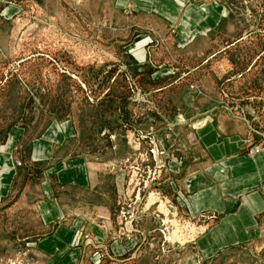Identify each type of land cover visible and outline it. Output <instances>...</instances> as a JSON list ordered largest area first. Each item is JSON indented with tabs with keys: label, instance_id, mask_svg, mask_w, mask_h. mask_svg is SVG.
Masks as SVG:
<instances>
[{
	"label": "rangeland",
	"instance_id": "rangeland-1",
	"mask_svg": "<svg viewBox=\"0 0 264 264\" xmlns=\"http://www.w3.org/2000/svg\"><path fill=\"white\" fill-rule=\"evenodd\" d=\"M205 2L225 6L222 23L208 22V30L182 39L177 24L135 13L131 5L120 8L118 0H0V145L11 129H24L18 145L27 153L23 144L77 110L94 114L95 128L115 130L113 138L95 136L101 155L114 159L111 170L123 179L110 234H125L140 205L132 229L138 232L140 221L153 224L151 245L132 253L143 264H264V216L262 232L251 242L205 253L200 241L219 215L190 219L169 195L182 166L199 152L195 129L209 120L230 130L244 127L247 154L264 153V0L193 4ZM141 48L145 64L130 54ZM152 70L159 72V85ZM111 141L118 145L114 150ZM28 175L20 172L22 180ZM31 193L38 195L37 184ZM24 204L0 206V264H34L19 254L42 226ZM91 259L89 264H111L98 248Z\"/></svg>",
	"mask_w": 264,
	"mask_h": 264
},
{
	"label": "crops",
	"instance_id": "crops-1",
	"mask_svg": "<svg viewBox=\"0 0 264 264\" xmlns=\"http://www.w3.org/2000/svg\"><path fill=\"white\" fill-rule=\"evenodd\" d=\"M193 2L196 0H118L117 6L131 5L135 13L153 15L168 26L177 24L179 36L181 28L182 39H188L197 30H208V22L220 25L227 14L220 4ZM130 54L138 63H146L145 49ZM150 74L158 83L159 72L152 70ZM105 100L111 103L108 96ZM242 130L227 129L213 120L195 129L193 141L199 152L182 166L169 193L180 213L190 219L207 213L219 215L200 241L205 253L251 242L262 232L264 153L247 154ZM10 131L9 140L0 145V206L4 209L12 204L14 210L25 203L42 226L41 234L28 238L22 246L25 251L20 258L34 264H81L83 260L89 264L93 250L98 248L111 264H143V258L131 257L137 246L151 245L153 229L149 227L153 224L138 222L139 230L131 239L117 240L110 234L116 187L123 179L111 170L114 159L101 155L95 136L113 138L115 130L109 126L95 128V115L77 110L65 121L53 122L39 138L23 144L27 153L18 145L25 130ZM110 147L114 150L118 145L111 141ZM20 151L23 154L18 156ZM15 159L22 161V167L15 165ZM24 169L29 173L26 181L20 177ZM33 183L38 195L31 193ZM16 184L21 185L18 193ZM16 194L18 200L14 201ZM73 244L78 247L72 250Z\"/></svg>",
	"mask_w": 264,
	"mask_h": 264
},
{
	"label": "built area",
	"instance_id": "built-area-1",
	"mask_svg": "<svg viewBox=\"0 0 264 264\" xmlns=\"http://www.w3.org/2000/svg\"><path fill=\"white\" fill-rule=\"evenodd\" d=\"M157 190V189H156ZM138 199L139 200H141L140 199V197H138ZM159 199H162L161 197H159ZM142 202V200L139 202V203H141ZM172 209V208H171ZM169 212H171V213H173L172 211L173 210H170V209H167ZM139 211H140V205L137 207V209L135 210V212L133 213V215H132V217H131V219H130V221L129 222H126V224H125V227H124V232H125V234H119L118 233V236L116 235V234H112V237L113 238H116L115 236H117V238H121V237H124V238H128V237H130L132 234H134V232H135V230L134 229H132V223H133V221L136 219L135 218V216H138L139 215ZM163 213V212H162Z\"/></svg>",
	"mask_w": 264,
	"mask_h": 264
},
{
	"label": "bare ground",
	"instance_id": "bare-ground-1",
	"mask_svg": "<svg viewBox=\"0 0 264 264\" xmlns=\"http://www.w3.org/2000/svg\"><path fill=\"white\" fill-rule=\"evenodd\" d=\"M191 143H193V142H191ZM130 195V194H129ZM151 198V197H150ZM150 201H152V200H150ZM157 201V200H156ZM155 202V201H154ZM162 207H164V209H165V205L163 204V203H161V205H160V209H162ZM169 212V211H168ZM167 212V213H168ZM176 215V214H175ZM169 217V216H168ZM175 217V216H174ZM170 219L172 218L171 216L169 217ZM177 219V218H176ZM176 219L175 218H173V220H172V222H170V223H172V225L175 227V225H177L178 223L176 222ZM178 234V233H177ZM175 235V234H174ZM176 236V235H175ZM180 240V239H179ZM178 241V240H177Z\"/></svg>",
	"mask_w": 264,
	"mask_h": 264
},
{
	"label": "water",
	"instance_id": "water-1",
	"mask_svg": "<svg viewBox=\"0 0 264 264\" xmlns=\"http://www.w3.org/2000/svg\"><path fill=\"white\" fill-rule=\"evenodd\" d=\"M81 264H85L84 260L81 262Z\"/></svg>",
	"mask_w": 264,
	"mask_h": 264
}]
</instances>
